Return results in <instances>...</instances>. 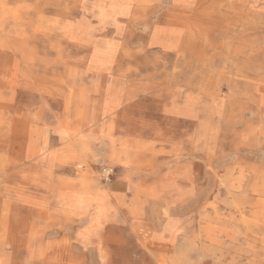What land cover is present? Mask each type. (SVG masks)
Segmentation results:
<instances>
[{"label": "rangeland", "instance_id": "1", "mask_svg": "<svg viewBox=\"0 0 264 264\" xmlns=\"http://www.w3.org/2000/svg\"><path fill=\"white\" fill-rule=\"evenodd\" d=\"M234 1L208 0L202 7L241 8ZM95 4L96 0H90L86 8ZM164 11L156 10L153 22L171 23ZM226 15V22H230L231 13ZM203 28L207 35L195 38L197 50L178 57L150 50L137 62L139 76L114 81L118 104L108 119L101 111L112 81L81 76L78 89L86 124L69 143L85 145L87 176L96 177L97 183L89 200L95 198L98 203L78 205L74 200L65 205L56 204L53 198L48 200L47 213L56 221L52 228L55 234L46 240H67L64 250L51 255L53 264H156L144 248V240L153 244L155 252L164 254L169 264H264L259 241L264 237V203L251 208L241 200L245 210L242 215L247 220L254 219V213L259 215L261 226L254 232L246 230V223L234 209L252 184L254 174L248 172L254 169L264 173V106L239 96L246 90L242 75L247 73L243 68L235 69L240 55L223 45L229 41L232 49L238 46L231 29H219L213 22ZM233 28L237 30V26ZM84 59L83 53L75 51L68 57L79 71L86 68ZM134 65L131 62L128 66ZM254 71L251 77H255ZM189 81L192 88L185 87ZM19 101L30 104L36 99L21 94ZM39 104L43 103H37V108ZM51 111L50 121L55 126L62 111L60 104H54ZM76 123L72 121L71 126ZM108 123L113 125L111 137L115 140V148L110 150ZM241 162L247 166H241ZM105 168L114 171L107 176ZM240 168L245 169L244 177L239 174ZM77 174L71 167L67 176L75 182ZM28 217L23 212L20 222H15L18 236L26 235ZM203 230L209 233L201 243L207 249L195 243ZM38 232L45 233L44 225H39ZM10 252V248L5 249L3 257ZM13 256L20 261L26 259L25 253Z\"/></svg>", "mask_w": 264, "mask_h": 264}, {"label": "bare ground", "instance_id": "2", "mask_svg": "<svg viewBox=\"0 0 264 264\" xmlns=\"http://www.w3.org/2000/svg\"><path fill=\"white\" fill-rule=\"evenodd\" d=\"M89 1L0 0V261H5L0 264H53L51 255L64 250L66 239L46 240L55 234L52 228L56 221L47 213L48 200L53 198L56 204L74 200L78 205L85 201L98 203L95 198L89 200L91 192L97 190V183L96 177L87 176L85 145L69 143L72 136L81 134L86 124L83 98L78 89L83 76H100L112 81L101 111L108 119L118 104V87L114 81L139 76L137 62L150 50L162 55L171 53L174 57L197 50L195 38L206 36L203 26L213 22L219 29L230 28L239 42L233 49L229 41L223 45L229 52L240 55L235 69L243 68L247 73L242 75L246 90L240 98L264 106V0H235L241 8H203L208 0H96L94 8H86ZM159 9H165L163 14L172 19L171 23L153 22L152 14ZM226 12L231 13L230 22H226ZM231 25L237 26V30ZM72 51L86 56V68L79 71L74 68L76 64L71 66L68 57ZM131 62L136 66L130 68ZM254 69L255 77H251ZM193 86L192 81L185 84L186 88ZM21 94L36 102L20 103ZM37 103L43 104L37 108ZM56 103L62 111L53 126L51 110ZM72 121L77 122L75 126H71ZM112 130V123H108L109 150L115 148ZM242 164L247 166L245 162ZM71 167L78 173L75 182L67 176ZM244 171L240 168L242 177ZM248 173L254 174L252 184L234 209L240 221L246 223V230L254 232L261 226L259 215L254 213V219L247 220L242 215L245 211L242 201L250 203L251 208L264 203V173L254 169ZM23 212L29 216L26 235L18 236L15 222ZM39 225H44L45 233L39 234ZM201 232L195 243L207 249L202 244L209 233ZM259 241L264 251V237ZM143 244L156 264H169L164 254L154 251L152 243L144 240ZM7 248L11 252L4 258ZM15 253H25L26 259H15Z\"/></svg>", "mask_w": 264, "mask_h": 264}, {"label": "built area", "instance_id": "3", "mask_svg": "<svg viewBox=\"0 0 264 264\" xmlns=\"http://www.w3.org/2000/svg\"><path fill=\"white\" fill-rule=\"evenodd\" d=\"M103 172L105 175L110 176L112 174V169L111 168H105Z\"/></svg>", "mask_w": 264, "mask_h": 264}]
</instances>
